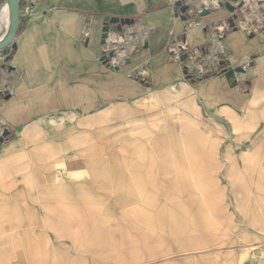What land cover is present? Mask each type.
Wrapping results in <instances>:
<instances>
[{"label":"crops","instance_id":"1","mask_svg":"<svg viewBox=\"0 0 264 264\" xmlns=\"http://www.w3.org/2000/svg\"><path fill=\"white\" fill-rule=\"evenodd\" d=\"M228 1L21 0L15 48L0 52V127L8 131L0 141V264H108L131 253L123 238H138L139 226L127 221L150 210L127 187L132 171L115 166L124 176H108L117 172L107 154L76 164L83 139L99 136L77 126L101 123L127 104L130 113L142 103L149 111L173 90L185 112L189 87L197 119L201 109L228 121L235 140L264 128V21L251 35L242 21L229 26ZM106 16L130 19L123 31L142 45L117 69L100 61ZM182 43L200 53L170 59L169 47ZM109 226L117 249L108 250Z\"/></svg>","mask_w":264,"mask_h":264},{"label":"rangeland","instance_id":"2","mask_svg":"<svg viewBox=\"0 0 264 264\" xmlns=\"http://www.w3.org/2000/svg\"><path fill=\"white\" fill-rule=\"evenodd\" d=\"M174 92L156 99L149 111L142 103L130 113L133 103L127 104L108 111L101 123L76 127L79 134L100 136L83 139L76 164L90 156L99 163L107 154L109 171H132L127 187L138 189L140 208L150 210L127 221L139 226L138 238H123L131 253L114 254L107 263L264 264V128L248 141L235 140L239 133L228 121H212L201 109L197 119L192 89L183 90L185 112ZM115 172L108 176H124ZM126 225L124 235L131 232ZM113 236L109 226L108 250L117 249Z\"/></svg>","mask_w":264,"mask_h":264},{"label":"built area","instance_id":"3","mask_svg":"<svg viewBox=\"0 0 264 264\" xmlns=\"http://www.w3.org/2000/svg\"><path fill=\"white\" fill-rule=\"evenodd\" d=\"M228 2L234 7L233 12H230L233 22L242 21L246 27L247 35L255 34L262 30L264 0H229ZM198 12H201V9ZM123 27L120 32L110 29L106 42L102 45L100 59L104 56L105 60L102 62L110 69L124 65L126 59L142 46L133 33L131 31H123ZM109 53H112V56H109ZM195 53L200 52L198 49L190 50L185 43L172 44L169 47V57L176 61H180L182 55H185V60H189ZM2 131L3 127H0V134Z\"/></svg>","mask_w":264,"mask_h":264},{"label":"water","instance_id":"4","mask_svg":"<svg viewBox=\"0 0 264 264\" xmlns=\"http://www.w3.org/2000/svg\"><path fill=\"white\" fill-rule=\"evenodd\" d=\"M5 1V0H4ZM9 1V9H10V25H9V30L6 35V37L0 41V52L5 54L7 48H15V43L14 39L17 35V31L19 29V26L22 21H24L23 18L20 16V2L21 0H8ZM222 6V4H220ZM224 7L228 9L230 12H233L234 7L229 3L226 2L224 3ZM209 13V10L204 8L201 9L200 15H206ZM132 21L130 19H119L118 17H105V23L102 27V33H101V39H100V44L103 45L106 42L108 32L109 30L117 31L120 32L122 30V27L124 25H130ZM229 26L233 27L234 22L233 18L230 19L229 21ZM109 56H112V53H109ZM186 57L185 55H182L180 60L185 61ZM105 57L103 56L100 61H104ZM128 60L125 61L127 63ZM113 69H117V67H114ZM238 71H241L242 69H237ZM8 135L7 130H3L0 134V141L3 140L4 137Z\"/></svg>","mask_w":264,"mask_h":264},{"label":"bare ground","instance_id":"5","mask_svg":"<svg viewBox=\"0 0 264 264\" xmlns=\"http://www.w3.org/2000/svg\"><path fill=\"white\" fill-rule=\"evenodd\" d=\"M10 9H9V1L5 0L0 5V41H2L9 30L10 25Z\"/></svg>","mask_w":264,"mask_h":264}]
</instances>
